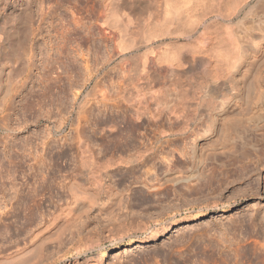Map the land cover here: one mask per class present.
Returning <instances> with one entry per match:
<instances>
[{
	"label": "bare ground",
	"instance_id": "bare-ground-1",
	"mask_svg": "<svg viewBox=\"0 0 264 264\" xmlns=\"http://www.w3.org/2000/svg\"><path fill=\"white\" fill-rule=\"evenodd\" d=\"M107 35L111 45L119 47L116 53L118 48L115 51L108 46L116 53L107 56L108 61L103 52ZM126 38H130L129 44ZM173 39L188 43L178 41L183 45H175V41L173 47H167L166 41ZM218 48L223 54L221 51L213 59ZM116 60L118 64L128 60L127 67L120 66L115 81L117 94L127 103L131 117L151 121L153 133L152 138L141 141L132 131H119L117 166L133 168L160 158L157 150L163 149L165 138L167 144H181L180 158L171 165L160 159L156 171L161 175L155 173L153 182L145 181L144 187L161 192L167 184L190 188L191 183L193 189L203 182H220L223 174L237 176L235 164L240 162L243 196L264 198V0H0V131L9 129L6 118L12 97L31 82L36 69L42 84V94L34 95L36 105L47 98L56 100L59 108L73 111L77 122L69 127L79 134L84 130L80 119H85L92 105L97 117L102 113L104 66ZM65 88L69 92L75 88L72 97ZM164 93L168 101L162 99ZM149 102L155 104L154 111ZM65 120L59 121V128L54 124L52 130H64ZM86 146H80L85 177L75 189L86 186L83 189L93 188L100 195L104 191L100 170L107 165H97ZM207 161L219 170L204 173ZM68 185L73 206L67 213L93 207L92 200L78 196ZM253 208L264 215V207ZM39 247H33L35 260L31 257L30 262L28 257L30 263L19 256L0 260V264H53L42 261L44 254L35 250ZM98 260L77 255L72 264Z\"/></svg>",
	"mask_w": 264,
	"mask_h": 264
},
{
	"label": "rangeland",
	"instance_id": "rangeland-1",
	"mask_svg": "<svg viewBox=\"0 0 264 264\" xmlns=\"http://www.w3.org/2000/svg\"><path fill=\"white\" fill-rule=\"evenodd\" d=\"M105 37L103 52L108 61L117 48L118 53L119 47H113L109 35ZM129 39H124L126 44L131 41ZM178 41L188 43V40L173 39L166 41L167 47L181 44ZM108 46L115 51L111 53ZM221 51L223 54L219 49L214 52V57L213 52L210 55L214 59ZM236 55L240 57V54ZM118 63L116 60L105 64L102 89L106 98L102 113L97 117L96 107L92 105L94 110L91 109L85 119H80L84 132L79 134L69 127L71 122H77L73 111L67 109L68 114L63 107L55 105L56 100L50 102L47 98L36 105L38 99L35 98L42 94L38 70L32 72V83L28 80L24 88L21 87V94L12 97L14 106L7 109L6 118L9 129L0 131V260L5 262L21 256L22 261L28 263V257L31 260L36 252L34 248L40 246L35 250L39 249L40 256L44 254L42 261L53 264H72L77 255L99 257L94 264H264V215L253 208L259 205L262 209L264 198L243 196L240 162L235 164L237 176L231 172L228 176L223 174L219 176L220 182H203L202 186L193 189L195 185L191 183L190 188L183 184L179 187L167 184L161 188L164 190H159L161 192L144 187L143 183L153 182L155 173L161 175V171H156L160 159L171 165L180 158L179 151L182 150L178 142L167 144L162 138L165 148L157 150L158 155L161 153L160 158L149 159L145 165L133 168L117 166L119 131L133 132L141 141L153 135L151 121L145 118L139 122L131 117L130 108H125L127 103L118 95L119 85L115 81L121 74L120 66L127 67L128 60ZM33 73H36L35 77ZM71 91L66 89L68 97H72ZM163 95L162 99L168 101L169 97ZM153 104L149 102L152 111L155 110ZM65 118L64 130H52L54 124L61 127L59 121ZM129 128L132 130L128 131ZM83 143L90 148L91 159L97 165H107L105 170H100L104 189L100 195L93 188L83 189L84 185L75 189L76 183L81 184L85 177L81 173L84 171L81 161L83 157L85 159ZM213 163L207 161L204 173L219 170ZM69 183L74 193L95 203L92 208L67 213L73 206L66 187ZM31 189L37 192L34 202L31 201L34 194Z\"/></svg>",
	"mask_w": 264,
	"mask_h": 264
}]
</instances>
